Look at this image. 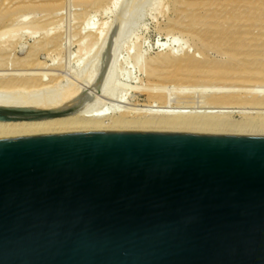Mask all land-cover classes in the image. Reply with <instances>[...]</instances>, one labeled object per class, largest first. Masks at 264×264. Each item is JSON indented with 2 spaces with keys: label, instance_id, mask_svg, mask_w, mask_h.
<instances>
[{
  "label": "water",
  "instance_id": "95a60500",
  "mask_svg": "<svg viewBox=\"0 0 264 264\" xmlns=\"http://www.w3.org/2000/svg\"><path fill=\"white\" fill-rule=\"evenodd\" d=\"M71 112L0 107V122ZM0 264H264V138L0 140Z\"/></svg>",
  "mask_w": 264,
  "mask_h": 264
},
{
  "label": "bare ground",
  "instance_id": "6f19581e",
  "mask_svg": "<svg viewBox=\"0 0 264 264\" xmlns=\"http://www.w3.org/2000/svg\"><path fill=\"white\" fill-rule=\"evenodd\" d=\"M40 3L36 0H9L7 3H1L0 42L5 40L6 36L9 37L15 29H33L37 32L44 22H50L52 14L37 17L35 11L40 12L38 11L42 7ZM183 3L187 11L195 15L193 17L195 19L191 18L189 24L191 29L197 26L218 28L221 21L223 25L227 24L225 27L231 28L235 22L240 20L251 22L254 16L251 14L256 15V21L264 16V0H216V2L193 0ZM199 14L205 17L198 16ZM244 27L236 32V37L224 34L227 31L222 27L216 31L221 37L210 36L212 40L209 46L213 49L221 52V49L227 46L228 54L224 55L225 58L219 62L208 61V58L199 59L197 53L193 56H179L185 48L176 44L177 38L171 37V33L167 34L166 40L156 44L161 53L156 59L149 60V63L153 65L149 69V75L177 80L183 84L186 81L192 82L191 79L196 81L198 77L203 78L204 82H210L212 78H216L215 80L225 84L223 81H226L228 79L226 75L230 74L237 75L242 83L230 86H202L205 89L209 88L211 94L205 96L201 104L198 103L199 101L189 100L188 97L180 101H174L173 98L174 102H171L167 93L165 97L159 96L160 99L164 98L162 102H159L160 104L154 101L150 105L131 103L123 96L112 103L103 102L94 105L95 96L93 97L89 91L92 88L99 89L102 83H105L108 71L112 72L115 68L114 63L119 62L114 60L113 56L115 44L108 43L99 58L91 57L90 53L97 44L96 39L99 38L100 32L90 30L88 34L91 38L93 37V41L90 40L91 48L86 51V48L83 49L85 45L78 44L76 53H80L81 56L76 61L77 65L74 64L72 68L71 66L63 67L51 62L53 61L52 56L59 55L64 48L59 34L52 33L53 29L52 32L51 29H46L44 34L42 33L44 37L33 40V44L28 48L25 46L27 48L25 51L22 48L23 45L21 46V52L22 49L24 51L21 57L11 58V53L7 55L8 50L0 51V107L40 110L71 108L72 112L64 117L43 121L0 122V140L95 132H147L264 138V85L262 84L264 64H262V58H258L254 52H251L256 46L255 42L259 39L254 36L256 34L254 27L253 30L246 25ZM35 31L31 33L36 34ZM200 34L201 32L190 33L191 39L200 42L201 39L198 37ZM12 37L14 36H10ZM209 46L203 45L205 48ZM84 51L86 53L82 55ZM189 51L188 49V54ZM66 76H72L75 81L67 83ZM90 85H92L91 89L87 90ZM152 88L149 89L159 93L168 90L167 87L158 85ZM179 88L173 89L179 90ZM149 96L152 97L151 94ZM234 113L242 114L243 119L234 120Z\"/></svg>",
  "mask_w": 264,
  "mask_h": 264
},
{
  "label": "rangeland",
  "instance_id": "374dc122",
  "mask_svg": "<svg viewBox=\"0 0 264 264\" xmlns=\"http://www.w3.org/2000/svg\"><path fill=\"white\" fill-rule=\"evenodd\" d=\"M8 1L9 0H0V4L7 3ZM36 1H40V5L42 4L41 9L38 10L40 12L35 11L37 13V17H43L47 14H52L53 17L50 22H44L40 30L37 31L38 34L33 29H15V31H13L9 37L6 36L7 38L5 37L6 39L0 42V51L8 50L7 55L11 53V58L21 57L23 55L22 53L31 44H33L35 40H38L39 38L42 39L44 37L43 32H45L46 29H51V32L53 29L52 33L55 32L59 34L60 41L62 42L64 48L63 51L59 53V55L55 54L53 55L54 57L52 56L53 59H51L53 61L51 62L54 65H61L63 67L71 66L70 68H72L73 65L76 64V61H78L77 59H79L81 56L80 53V55L76 53L78 49L77 47H79L78 44L81 43L85 45L83 49L86 48V51H88V49L91 48V42L93 41V37L91 38L88 32L90 30L100 32L99 38L96 39L97 44L93 47L90 56L99 58V56L104 53L106 45L113 42L115 44L113 52L114 60H118L119 62L114 63V67L116 69L113 68L114 70L112 69V72H110V70L108 71L109 74L107 73L108 76L106 75L108 78L106 77L105 83H102V88L100 86L99 89H91L92 85L87 87V90L91 89L89 93H91L93 97L95 96L94 105L103 102L112 103L115 99L117 100V98L119 99L121 96H123L126 101L129 99L131 103L136 102L135 104L139 105H150L154 101H157L158 103L162 102L164 98L160 99L159 96L163 95L165 97L167 93L171 99V102H174L175 100H186L188 97L190 98L189 100L203 103V98L211 94V90L209 88H203L204 86H230L232 84L241 85L240 83L242 82L237 78V75L232 76L230 74L228 76L226 75L228 79L223 81L225 84L215 80L216 78H212L210 82H204V79L201 77H198L196 81L191 79L192 82L186 81L183 84L177 80L169 78L164 79V77L157 78L155 76L149 75V69L153 67V65L149 63V60L156 59L161 53L158 51L156 44L159 41L166 40V36L169 33H171V37L177 38L176 44L178 46L185 48V51L179 56H193L194 53H197L199 59L208 58V61L213 60V62H219L225 58L224 55L228 54L227 46H224V48L221 49V52L213 49V47L209 46L212 40L210 36H214L216 38L218 36L221 37L216 32L221 27L227 31L226 33L224 32V34H228L229 37H231L230 35L236 37V32L242 28H245L244 25H246V27L251 30H253L252 28L254 27L256 32L254 36L259 39L255 42L256 46L253 47L251 52H254L256 54L255 56L258 58H262V64H264V16L261 20L256 21V15L251 14L254 15L251 18V22L240 20L239 22H235V25L231 28L225 27L227 24L223 25V21H221L220 27L218 28L213 26L205 28L197 26L196 28L191 29L192 27H190L189 24L192 19H195L193 18L195 15H192L187 11L183 2H190L193 0ZM210 1L216 2V0ZM198 16H202L203 18L205 17L203 14H199ZM31 31H35L36 34L34 33V35L31 33ZM25 32L28 33L24 34ZM200 32L201 34L198 35V37L202 40V42L200 40L201 43L191 39L190 33L198 34ZM17 34L19 35L15 36ZM10 36L14 37L10 38ZM12 39L13 41H11ZM6 40H8V42ZM14 41H17L18 43ZM203 42L209 47H203ZM9 44L13 45L8 46ZM3 46H5V48ZM16 46H18V48ZM21 46L24 49V51L22 49V52ZM25 46H27V48ZM188 49L190 50L189 54L187 53ZM85 53L86 52L84 51L82 55ZM255 66H257V64ZM65 79L67 80V83L70 81H75L74 78L72 79V76H66ZM64 83L66 82L64 81ZM116 84L119 85L116 86ZM262 84L264 85V82ZM157 85L167 87L168 90L165 91L166 93H159L154 90L152 91V87L155 88ZM148 87L152 89L150 90ZM173 88H179L180 91ZM184 89L186 91H184ZM148 90L150 91L148 92ZM149 94H151L153 98L149 96ZM172 99L174 101H172ZM122 105L125 106L124 104H121V106ZM246 106L251 107L250 105ZM243 117L244 116L240 113L233 114V119L236 121L242 120Z\"/></svg>",
  "mask_w": 264,
  "mask_h": 264
},
{
  "label": "flooded vegetation",
  "instance_id": "af4514ba",
  "mask_svg": "<svg viewBox=\"0 0 264 264\" xmlns=\"http://www.w3.org/2000/svg\"><path fill=\"white\" fill-rule=\"evenodd\" d=\"M2 114H4V113H2Z\"/></svg>",
  "mask_w": 264,
  "mask_h": 264
}]
</instances>
